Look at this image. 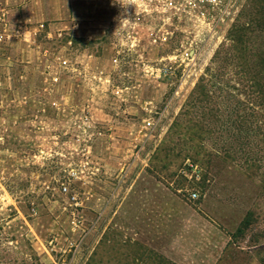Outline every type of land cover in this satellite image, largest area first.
Listing matches in <instances>:
<instances>
[{"label":"rangeland","instance_id":"obj_1","mask_svg":"<svg viewBox=\"0 0 264 264\" xmlns=\"http://www.w3.org/2000/svg\"><path fill=\"white\" fill-rule=\"evenodd\" d=\"M118 5L0 3V264H264V169L182 115L212 57H264V0L164 45Z\"/></svg>","mask_w":264,"mask_h":264},{"label":"trees","instance_id":"obj_2","mask_svg":"<svg viewBox=\"0 0 264 264\" xmlns=\"http://www.w3.org/2000/svg\"><path fill=\"white\" fill-rule=\"evenodd\" d=\"M234 41L244 38L237 33ZM250 58L212 57L182 115H192V135L200 144L218 142L230 161L259 171L264 169V57ZM232 79L247 90L230 86Z\"/></svg>","mask_w":264,"mask_h":264},{"label":"built area","instance_id":"obj_3","mask_svg":"<svg viewBox=\"0 0 264 264\" xmlns=\"http://www.w3.org/2000/svg\"><path fill=\"white\" fill-rule=\"evenodd\" d=\"M235 2L236 0H140L136 10L134 6H128L126 11L135 15H157L162 26L152 38V42L164 45L168 43L171 35V32L167 30V25H171L176 19L185 18L194 27H202L211 31L231 14ZM118 6L120 10H124L120 5ZM6 28L5 14L3 10H0V44L5 42ZM197 55V51L191 49L185 51L181 57H198ZM190 167L192 175L197 176V167L193 165ZM61 191L67 193V186L62 184ZM190 198L195 199L196 193H192Z\"/></svg>","mask_w":264,"mask_h":264},{"label":"clouds","instance_id":"obj_4","mask_svg":"<svg viewBox=\"0 0 264 264\" xmlns=\"http://www.w3.org/2000/svg\"><path fill=\"white\" fill-rule=\"evenodd\" d=\"M115 3H118L121 6V8H123L126 12L128 6H134L136 10L138 4L140 3V0H115Z\"/></svg>","mask_w":264,"mask_h":264},{"label":"crops","instance_id":"obj_5","mask_svg":"<svg viewBox=\"0 0 264 264\" xmlns=\"http://www.w3.org/2000/svg\"><path fill=\"white\" fill-rule=\"evenodd\" d=\"M2 2V0H0V3Z\"/></svg>","mask_w":264,"mask_h":264}]
</instances>
